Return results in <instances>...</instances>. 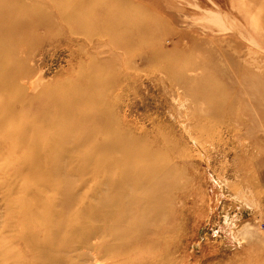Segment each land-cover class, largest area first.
Here are the masks:
<instances>
[{
    "label": "rangeland",
    "instance_id": "374dc122",
    "mask_svg": "<svg viewBox=\"0 0 264 264\" xmlns=\"http://www.w3.org/2000/svg\"><path fill=\"white\" fill-rule=\"evenodd\" d=\"M0 264H264V0H0Z\"/></svg>",
    "mask_w": 264,
    "mask_h": 264
},
{
    "label": "bare ground",
    "instance_id": "6f19581e",
    "mask_svg": "<svg viewBox=\"0 0 264 264\" xmlns=\"http://www.w3.org/2000/svg\"><path fill=\"white\" fill-rule=\"evenodd\" d=\"M143 200H146V199H143ZM154 200L158 203L157 210L160 211L161 208H160L159 206H160L161 204H163L162 200L160 199L159 196H158V198H155ZM146 203H147V201H146ZM130 207H134V206H130ZM138 207H139V205H138ZM138 207H134V209H133V208H132V209H128V210H130V211H129L130 213H128V215L131 214V212L136 211V210L138 209ZM128 210H127V211H128ZM160 212H161V211H160ZM132 226H133V225H132ZM116 238H117V237H116ZM116 238H115V239H116ZM114 241H115V240H114ZM116 241H117V240H116ZM119 241H120V240H119ZM115 243H116V242H115ZM118 243H119V242H118ZM123 244H124V248H123V247L119 248L120 246H118L119 250H120V249H121V250H122V249L124 250V249L126 248V246H127L126 243L123 242ZM116 249H117V248H116ZM117 251H118V249H117ZM118 253L121 254L120 252H118Z\"/></svg>",
    "mask_w": 264,
    "mask_h": 264
}]
</instances>
